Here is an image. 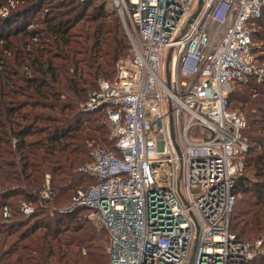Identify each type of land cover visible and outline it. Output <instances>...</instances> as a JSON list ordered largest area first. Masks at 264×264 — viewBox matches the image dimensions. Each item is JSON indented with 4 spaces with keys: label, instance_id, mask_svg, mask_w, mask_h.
<instances>
[{
    "label": "built area",
    "instance_id": "obj_1",
    "mask_svg": "<svg viewBox=\"0 0 264 264\" xmlns=\"http://www.w3.org/2000/svg\"><path fill=\"white\" fill-rule=\"evenodd\" d=\"M106 2L131 52L81 107L105 110L115 150L93 147L83 171L94 183L52 209H86L109 233L110 264H250L264 254V235L246 242L231 228L250 147L247 119L228 102L234 83L264 79L254 38L264 0ZM17 4L8 0L0 16ZM41 196L54 198L49 176Z\"/></svg>",
    "mask_w": 264,
    "mask_h": 264
},
{
    "label": "trees",
    "instance_id": "obj_2",
    "mask_svg": "<svg viewBox=\"0 0 264 264\" xmlns=\"http://www.w3.org/2000/svg\"><path fill=\"white\" fill-rule=\"evenodd\" d=\"M107 6L106 0H18L0 16V264H110L109 233L85 217L86 209H52L94 183L83 171L93 147L115 150L109 123L93 117L107 118L105 110L81 107L99 78H114L117 61L131 52L120 16ZM36 20L39 26L29 28ZM255 25V51L264 61V10ZM237 84L228 107L245 111L250 149L235 185L231 228L255 242L264 235V79ZM48 176L52 200L41 196ZM250 264H264V254Z\"/></svg>",
    "mask_w": 264,
    "mask_h": 264
},
{
    "label": "rangeland",
    "instance_id": "obj_3",
    "mask_svg": "<svg viewBox=\"0 0 264 264\" xmlns=\"http://www.w3.org/2000/svg\"><path fill=\"white\" fill-rule=\"evenodd\" d=\"M46 4H47V3H45L44 6H46ZM107 8H108V6H107ZM109 9H110V8H109ZM44 10H45V9H44ZM44 13H45V11H44ZM44 13H42V14H41L40 16H38L36 19H40V20H41V19H42L41 17H42V15H43ZM51 15H53V11H52ZM37 21H39V20H36V21L33 22V26H32V27H37V26H39V24L36 23ZM257 44H258V43H257ZM258 63H261V64H262V63H264V61L259 60ZM252 81H254V80H252ZM250 82H251V81H250ZM236 88H238V84H237V83H234V84H233V90L236 89ZM233 110H236V111L242 112V113L245 115V111H244L241 107H236V106H235ZM94 116H99V117H101V119H105V120L109 123V120H108V116H107V115H106L107 118H105V115H100V114H94L93 117H94ZM108 129H110V131H111L110 125H109ZM192 134H194V133H192ZM109 136H110V133H109ZM110 139H111V138H110ZM79 188H80V187H79ZM75 193H76V192H75ZM56 207H57V206H56Z\"/></svg>",
    "mask_w": 264,
    "mask_h": 264
},
{
    "label": "water",
    "instance_id": "obj_4",
    "mask_svg": "<svg viewBox=\"0 0 264 264\" xmlns=\"http://www.w3.org/2000/svg\"><path fill=\"white\" fill-rule=\"evenodd\" d=\"M201 5H202V1L199 4L198 10L201 8ZM195 16H196V14L194 15V17ZM187 27H188V25L186 26V29H187ZM170 62H171V51L169 52L167 63H166L168 81L170 79ZM192 262H193V256H192V259H191V264H192Z\"/></svg>",
    "mask_w": 264,
    "mask_h": 264
}]
</instances>
